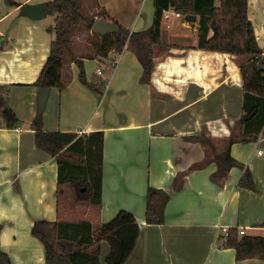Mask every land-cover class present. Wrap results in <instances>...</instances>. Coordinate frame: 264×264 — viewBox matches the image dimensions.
Returning <instances> with one entry per match:
<instances>
[{
    "label": "crops",
    "instance_id": "1",
    "mask_svg": "<svg viewBox=\"0 0 264 264\" xmlns=\"http://www.w3.org/2000/svg\"><path fill=\"white\" fill-rule=\"evenodd\" d=\"M48 1L8 0L10 8L0 16V25L19 13L21 5ZM214 3L218 6L219 0ZM93 9L94 20L115 22L133 32L152 25L155 7L154 0H93ZM168 13L172 21L166 39L161 38L160 26L162 45L151 47L154 65L149 83L142 82L143 67L133 51L124 48L108 56L116 57L118 63L102 94L83 86L78 66L68 60L63 71L65 87L50 89L49 107L40 119L44 131L78 136L101 132L103 136L100 204L84 201L86 208L81 212L61 209L56 159L36 147L30 128L37 116L38 95L32 84L48 56L52 35L47 50L43 35L38 37L42 47L35 55L34 47L25 52L18 49L15 28L0 26V87L19 119L12 129L0 120V249L11 264H47L44 245L31 234L35 221L86 220L94 228L119 210L130 212L139 229L124 264H264L260 258L237 261L235 250L225 246L222 231L236 228L243 235L264 236V137L232 144L230 156L243 168L232 167L222 185L210 178L217 169L211 159L220 151L216 143L230 135L242 112L240 69L232 55L197 47L200 13L169 8L163 17ZM183 13L198 17L184 23ZM247 13L264 55V0H248ZM74 43L72 53L82 59L86 80L93 82L94 70H87V62L95 68L101 59L91 58L92 53L81 55V46ZM24 88L27 101L17 107L14 91ZM199 135L216 142L208 147L189 140ZM196 164L203 166L190 170ZM244 168L250 171L257 191L237 187ZM148 186L169 196L162 224L145 220ZM68 190H73L70 185ZM109 251L108 242L101 241L98 264H107Z\"/></svg>",
    "mask_w": 264,
    "mask_h": 264
},
{
    "label": "trees",
    "instance_id": "2",
    "mask_svg": "<svg viewBox=\"0 0 264 264\" xmlns=\"http://www.w3.org/2000/svg\"><path fill=\"white\" fill-rule=\"evenodd\" d=\"M214 2L215 0H154L153 22L148 29L130 32L116 23L119 34L98 36L93 42L91 58L104 59L110 52L119 54L124 48L130 49L143 67L142 82L149 83L154 65L151 47L162 45L160 26L163 12L174 8L178 12L200 13L197 47L232 55L243 79L241 115L230 128V135L217 141L215 148H220V151L211 158L217 169L210 178L222 185L229 177L232 167L243 168L242 163L230 156V146L264 137V55L257 45L248 18V0H219L218 6ZM45 6L47 15L54 18V24L46 28L52 39L48 56L32 85L37 89L62 90L66 83L63 79L64 64L69 58V61H75L78 66V81L86 88L102 94L104 83L88 82L82 59H76L71 50L73 30L83 22L90 31L94 19H86L75 0H51ZM40 119L41 116L36 117L30 128L34 131L36 147L56 159L58 185L67 183L74 193L84 192L85 197L82 200L100 204L102 133L78 136L73 133L44 131ZM0 120L5 128L12 129L19 125L16 113L8 104L4 87H0ZM189 140L199 141L208 147L216 142L203 135L191 136ZM219 144L222 146L219 147ZM202 166L203 164H196L190 170ZM237 187L257 191L247 168H244ZM168 200L169 196L164 190L148 186L145 195V220L148 224L164 222V209ZM261 226L264 227V222ZM31 234L44 245L47 264H98L99 244L103 240L110 247L105 262L124 264L134 250L139 229L130 212L119 210L111 220L99 223L94 228L86 220L35 221ZM225 246L235 250L237 261L264 259V236L240 235L238 229L229 228ZM0 264H11L1 249Z\"/></svg>",
    "mask_w": 264,
    "mask_h": 264
},
{
    "label": "rangeland",
    "instance_id": "3",
    "mask_svg": "<svg viewBox=\"0 0 264 264\" xmlns=\"http://www.w3.org/2000/svg\"><path fill=\"white\" fill-rule=\"evenodd\" d=\"M13 1H19V0H13ZM75 1L79 7L81 14L86 19L92 18V15L96 13V10L93 9V0H75ZM9 6H10V3H8V0L7 1L0 0V16L3 14H7L10 8ZM8 17L9 18L6 19L4 22H2L0 26L2 28L9 27V28L16 29L17 35H19V38L17 40V45H18L19 50L25 52V50L29 51L31 47H34L33 50L36 55L38 52H40V48L42 47L41 42L37 41L38 37L41 35H43V37L45 38V49L47 50V47L49 44L47 43V39L51 37V34H48L45 28L54 24V18L52 16L47 15L45 18L40 19V20H31V19H28L27 17L21 16L19 13H15L13 15H9ZM167 18L163 17L162 22H161V30H162L161 38L163 40L166 39V35L168 31L167 25H169L172 21V14L168 13ZM90 32L91 31H88L87 26L83 22L78 27H76L73 30V34H72L71 50L76 45L74 43V41L76 40V43H79V45L81 46V47H78V53H81V55H87L89 53H92L93 42L97 40L98 36L94 34L92 35ZM77 38L81 40L78 41ZM86 49L89 50L88 53H84ZM66 60L69 61V58H67ZM95 68L92 62L90 61L87 62V70H94L93 73H90V74L95 75ZM0 75H1V72H0ZM25 89L26 88L22 90L14 91L13 101L17 107L21 106V102L27 101V96H26L27 92ZM20 91H21L20 93L21 95L19 94ZM37 102H38V96L35 102V107H36V113H37L36 117H39L46 112V109H48L49 106L48 104H46L44 110L42 111V114L38 115ZM218 146L220 147L222 146V144H219ZM67 188H68L67 183L61 184V196H60L61 209L62 210L66 209V211H79V212L84 210V208H86V203L84 202V200L81 199L85 197L84 192L83 191L77 192V194L74 193L73 190L72 191L68 190V192H66Z\"/></svg>",
    "mask_w": 264,
    "mask_h": 264
},
{
    "label": "water",
    "instance_id": "4",
    "mask_svg": "<svg viewBox=\"0 0 264 264\" xmlns=\"http://www.w3.org/2000/svg\"><path fill=\"white\" fill-rule=\"evenodd\" d=\"M19 14L21 16L27 17L31 20H40L47 16V10L44 2L37 3H25L19 7ZM198 17L197 13H183L181 14V22L192 23L196 21ZM179 20V18H177ZM91 33L99 37H105L107 35L119 34V26L110 21H104L101 19H95L92 23ZM50 89L49 88H39L38 89V102H37V112L38 115L42 114L45 108Z\"/></svg>",
    "mask_w": 264,
    "mask_h": 264
},
{
    "label": "built area",
    "instance_id": "5",
    "mask_svg": "<svg viewBox=\"0 0 264 264\" xmlns=\"http://www.w3.org/2000/svg\"><path fill=\"white\" fill-rule=\"evenodd\" d=\"M179 13H176L175 16H177ZM167 18V16H165ZM118 59L115 57H106L104 59H101L96 68H95V76H94V84H100L104 83L103 85V92L105 91L107 84H108V75L112 73V71L115 69L117 66ZM106 76V77H105ZM225 237L227 236V230L223 229L222 230ZM240 235L244 234L243 230L239 231Z\"/></svg>",
    "mask_w": 264,
    "mask_h": 264
},
{
    "label": "bare ground",
    "instance_id": "6",
    "mask_svg": "<svg viewBox=\"0 0 264 264\" xmlns=\"http://www.w3.org/2000/svg\"><path fill=\"white\" fill-rule=\"evenodd\" d=\"M180 14H178L177 16H179Z\"/></svg>",
    "mask_w": 264,
    "mask_h": 264
}]
</instances>
